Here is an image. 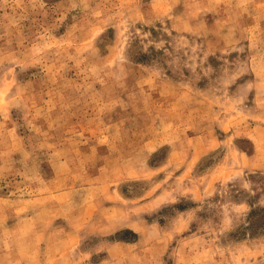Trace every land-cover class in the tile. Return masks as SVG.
Wrapping results in <instances>:
<instances>
[{"label": "rangeland", "instance_id": "1", "mask_svg": "<svg viewBox=\"0 0 264 264\" xmlns=\"http://www.w3.org/2000/svg\"><path fill=\"white\" fill-rule=\"evenodd\" d=\"M0 264H264V0H0Z\"/></svg>", "mask_w": 264, "mask_h": 264}, {"label": "trees", "instance_id": "2", "mask_svg": "<svg viewBox=\"0 0 264 264\" xmlns=\"http://www.w3.org/2000/svg\"><path fill=\"white\" fill-rule=\"evenodd\" d=\"M126 233L135 236L131 231H127ZM119 240H125V239L119 238Z\"/></svg>", "mask_w": 264, "mask_h": 264}]
</instances>
